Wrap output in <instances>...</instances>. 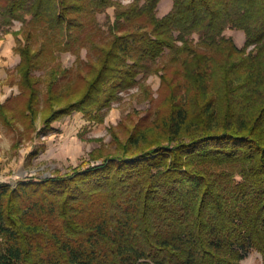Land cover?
Segmentation results:
<instances>
[{
    "label": "trees",
    "instance_id": "trees-1",
    "mask_svg": "<svg viewBox=\"0 0 264 264\" xmlns=\"http://www.w3.org/2000/svg\"><path fill=\"white\" fill-rule=\"evenodd\" d=\"M159 3L0 0V33L22 24L19 93L0 103L12 149L76 112L102 123L153 73L165 87L125 140L111 128L114 152L0 183V264H243L252 250L264 264V0H172L161 17Z\"/></svg>",
    "mask_w": 264,
    "mask_h": 264
},
{
    "label": "rangeland",
    "instance_id": "rangeland-1",
    "mask_svg": "<svg viewBox=\"0 0 264 264\" xmlns=\"http://www.w3.org/2000/svg\"><path fill=\"white\" fill-rule=\"evenodd\" d=\"M120 1L126 5L131 0ZM171 8L172 0H160L158 16H164ZM113 18L114 7L97 15L99 25L105 31ZM21 25L20 21H15L11 32L0 33V103L19 93L18 76H13V83L8 82V77L10 71L20 61V56L15 51L19 42L13 32L18 31ZM224 34L232 37L238 47L244 45L245 34L242 30L227 29ZM20 40L22 41L21 36ZM86 53V49L81 51L83 60L87 59ZM56 57L65 68L72 67L76 60V56L70 52H57ZM168 58V53H164L159 60V65L162 66L168 62ZM47 70L48 68L38 70L36 74L44 80ZM161 73L162 71L153 73L140 85L122 92L121 99L113 103L102 123L90 120L82 112H76L55 121L52 124L55 130L33 140H23L17 150L11 147L19 137V133L7 130L0 125V183L15 185L25 178L40 179L70 173L72 168L80 165L83 160H89L91 153L114 152L115 144L111 128L118 137L125 140L127 129L154 111L156 104H161L165 100V87L162 84ZM42 147L44 149H41ZM35 149H38V155L32 156L31 153ZM243 264H262L261 255L252 250L243 260Z\"/></svg>",
    "mask_w": 264,
    "mask_h": 264
}]
</instances>
